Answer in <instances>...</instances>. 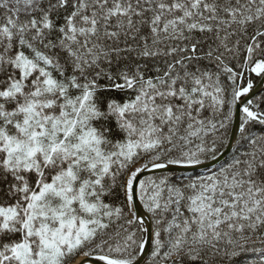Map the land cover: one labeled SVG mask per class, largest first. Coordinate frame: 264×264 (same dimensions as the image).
<instances>
[{"label":"snow or ice","instance_id":"obj_1","mask_svg":"<svg viewBox=\"0 0 264 264\" xmlns=\"http://www.w3.org/2000/svg\"><path fill=\"white\" fill-rule=\"evenodd\" d=\"M0 264H264V0H0Z\"/></svg>","mask_w":264,"mask_h":264},{"label":"rangeland","instance_id":"obj_2","mask_svg":"<svg viewBox=\"0 0 264 264\" xmlns=\"http://www.w3.org/2000/svg\"><path fill=\"white\" fill-rule=\"evenodd\" d=\"M253 239H255V238H253Z\"/></svg>","mask_w":264,"mask_h":264},{"label":"trees","instance_id":"obj_3","mask_svg":"<svg viewBox=\"0 0 264 264\" xmlns=\"http://www.w3.org/2000/svg\"><path fill=\"white\" fill-rule=\"evenodd\" d=\"M253 238H255V237H253Z\"/></svg>","mask_w":264,"mask_h":264}]
</instances>
